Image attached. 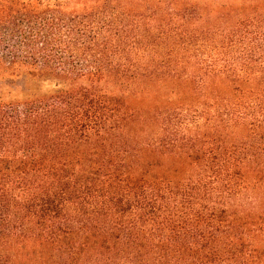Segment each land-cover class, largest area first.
Masks as SVG:
<instances>
[{"label":"trees","instance_id":"obj_1","mask_svg":"<svg viewBox=\"0 0 264 264\" xmlns=\"http://www.w3.org/2000/svg\"><path fill=\"white\" fill-rule=\"evenodd\" d=\"M15 65L88 86L0 103V264H264V0H0Z\"/></svg>","mask_w":264,"mask_h":264},{"label":"rangeland","instance_id":"obj_2","mask_svg":"<svg viewBox=\"0 0 264 264\" xmlns=\"http://www.w3.org/2000/svg\"><path fill=\"white\" fill-rule=\"evenodd\" d=\"M26 1L28 0H22V2ZM61 5L64 6L63 4ZM75 8L76 10L81 9V7L78 5L75 6ZM62 9H64V7ZM57 74L54 71L50 72L47 70H39L31 66L22 65L11 66L7 70L0 69V103H20L40 98H49L59 93L75 92L82 87L88 86V83L85 81H73L60 77V74ZM137 107L143 109L144 105L139 103ZM178 108H181V106ZM192 109L195 111L197 110L195 108ZM178 110H176L174 113L165 112L164 115L167 116L166 120L161 122L160 126L157 128V131L155 130L156 133L154 134H158L159 139L162 138L161 142L158 144V148L161 150V152L157 153V151L154 149L155 146H153L154 148L152 149L155 150L156 154L152 155V163H154L153 165L155 166L151 172L154 177L159 179L163 178L166 180L182 182L186 178L191 177L194 172H197L199 167H197L195 163H191V160L181 154V150H185V148L180 149V152L176 151L177 154H164V152L167 151L162 150L163 148L166 150L169 149L166 148L169 146H166L165 140L166 138L168 140L173 138L172 134L174 132L177 131L176 137L179 138L183 134H186L182 131V126H180V129L178 128V126L184 122L182 116L174 115L175 113H180ZM198 110L202 111L205 109H202L200 106H198ZM134 111L138 112L139 110L136 108ZM203 119H205V116ZM200 123H202L205 128H207V130H210L209 133L213 132V130L220 131L222 129L221 125H215L214 129L211 131L209 128H211L212 123L210 121L208 124H206L205 120H202ZM173 127L176 128V130L172 131L171 128ZM202 130L203 128H201V131ZM205 136L206 135H203V137ZM231 136L232 138L236 139L238 137V133H233ZM246 196L252 197L251 194H247ZM244 198L245 195H242L240 200L243 202Z\"/></svg>","mask_w":264,"mask_h":264}]
</instances>
